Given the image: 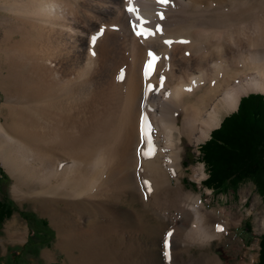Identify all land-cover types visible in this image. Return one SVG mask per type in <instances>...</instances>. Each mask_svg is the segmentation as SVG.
I'll list each match as a JSON object with an SVG mask.
<instances>
[{
	"label": "bare ground",
	"instance_id": "bare-ground-1",
	"mask_svg": "<svg viewBox=\"0 0 264 264\" xmlns=\"http://www.w3.org/2000/svg\"><path fill=\"white\" fill-rule=\"evenodd\" d=\"M131 6L0 0V162L14 197L49 215L71 264H221L192 249L242 218L185 188L183 143L199 146L245 95L264 93V0ZM137 15L162 32L137 36ZM190 170L201 184L204 166ZM20 229L10 222L9 239H26ZM147 235L161 239L160 256Z\"/></svg>",
	"mask_w": 264,
	"mask_h": 264
},
{
	"label": "rangeland",
	"instance_id": "rangeland-1",
	"mask_svg": "<svg viewBox=\"0 0 264 264\" xmlns=\"http://www.w3.org/2000/svg\"><path fill=\"white\" fill-rule=\"evenodd\" d=\"M257 93L264 95L261 92ZM246 96L248 95L244 97ZM4 101L5 96L0 88V121L3 120L1 107ZM234 112L225 114L222 121ZM206 141L195 147L184 139L183 167L186 170L183 184L187 190L202 193L209 208L219 210L225 208L231 211L233 216H240L242 221L233 226L222 241H214L211 246L204 249L196 246L192 249V254L195 256H199L201 252L215 254L222 259L221 264H256L259 259L260 238L264 236V196L251 180L242 182L235 188L215 190L206 187L203 181L208 178V172L200 153V147ZM198 164L204 166L205 179L203 178L201 184L193 180L190 175V167ZM13 183L14 179L0 162V201L13 208L12 215L0 223V264H71L67 252L61 248L62 244H59L57 227L52 223L49 215L44 213L41 205L33 199H16L12 192ZM149 216L155 220L153 215ZM13 220H17L21 227L19 231H26V239L18 241L9 239L7 225ZM43 221L46 225L41 223ZM144 237L147 244L156 246V253L160 256L161 239L151 235ZM46 252L49 253L47 256H45ZM164 264H178V262L175 259H167Z\"/></svg>",
	"mask_w": 264,
	"mask_h": 264
},
{
	"label": "trees",
	"instance_id": "trees-1",
	"mask_svg": "<svg viewBox=\"0 0 264 264\" xmlns=\"http://www.w3.org/2000/svg\"><path fill=\"white\" fill-rule=\"evenodd\" d=\"M200 153L208 172L203 181L206 187L235 188L251 180L264 196V95L253 93L243 97L238 110L212 131ZM12 213L13 208L0 201V223ZM256 264H264V236L260 238Z\"/></svg>",
	"mask_w": 264,
	"mask_h": 264
},
{
	"label": "snow or ice",
	"instance_id": "snow-or-ice-1",
	"mask_svg": "<svg viewBox=\"0 0 264 264\" xmlns=\"http://www.w3.org/2000/svg\"><path fill=\"white\" fill-rule=\"evenodd\" d=\"M127 2L129 3V7L126 9V11L129 14L136 12L137 9L131 6V0H127ZM157 2L160 3L164 7H167L172 2V0H157ZM158 15L160 16L161 19H164L165 18L163 12L159 13ZM136 21H139V23H137ZM129 23L133 27V30H134V32H135V34L137 36L144 35L145 38H147V35H155L156 32H162V29H161V27L159 25L156 26L155 31H152L150 29L145 28L144 25L147 24L148 22L145 21V20H143V18L140 17V16H138V15L135 17V20L130 19ZM103 31H104V29L101 28L100 32L103 33ZM96 38H97L96 36H93L92 37V43L93 44H95ZM181 42L182 43H186V41H181ZM164 43L165 44H168V45H171L173 43V41H171V40H165ZM92 55H95V52H93ZM149 57L152 58V59H156L157 58L155 56V54L151 50L149 51ZM146 68H147V65H146ZM151 88H152V86L149 85V89L150 90H151ZM153 132H154V129H151V125H149V133H148V136L147 137L144 136V125H143V117H142V121H141V134H142V139L145 140L146 144L147 143H151L150 137L152 136ZM145 186H146V190L147 191H150V185H148L147 182H145ZM217 230L218 231H223V229L221 227H219V226L217 227ZM169 235H171V233H169Z\"/></svg>",
	"mask_w": 264,
	"mask_h": 264
}]
</instances>
